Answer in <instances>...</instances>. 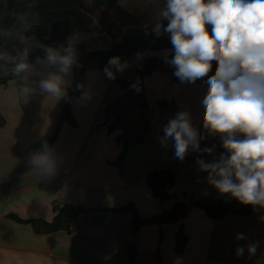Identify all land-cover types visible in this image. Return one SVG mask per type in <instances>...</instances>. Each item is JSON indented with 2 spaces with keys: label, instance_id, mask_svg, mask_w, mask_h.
I'll list each match as a JSON object with an SVG mask.
<instances>
[{
  "label": "crops",
  "instance_id": "1",
  "mask_svg": "<svg viewBox=\"0 0 264 264\" xmlns=\"http://www.w3.org/2000/svg\"><path fill=\"white\" fill-rule=\"evenodd\" d=\"M155 4L156 9L162 6L154 0H0V41L9 52L24 41L41 46L37 35H26L28 28L36 25L49 29L53 22L68 19V38L72 37L74 43H82L88 50L107 49L113 39L99 20L100 11L106 12L119 38L124 33L151 30L155 13H142ZM164 50H148L140 57L119 55L128 61V67L115 79L106 78L104 67L91 63L85 71L86 98L76 97L71 107L76 126L68 121L60 123L52 143L58 167L53 176L44 179L30 171L28 154L55 132L74 88L75 66L67 97L56 101L38 90L22 94L14 80L0 88V114L4 118L0 124V264H175L177 257L181 264H264V213H229L212 219L193 206L174 223L147 224L132 232V213L118 211L132 202L140 215L148 218L171 209L177 202L235 200L227 194L219 195L206 182L207 173L198 170L193 157L177 160L171 145L165 148L158 142L161 127L177 111L187 109L192 119L199 121L204 83H171L173 68L168 64L144 77L150 121L144 140L128 149L122 171L111 164L121 152L116 140L121 132H108L110 121L106 120L105 110L125 94L118 81L136 80L137 66L152 57L163 58ZM196 131L199 136L201 132ZM198 147H206L205 139L198 141ZM215 155V151L212 156L196 154L205 160ZM164 168L174 172L175 180L170 198L160 201L147 188L146 176ZM57 201L61 206L81 208L74 229L37 232L31 222L9 216L13 213L24 220L51 222L57 214ZM180 228L187 243L178 252ZM237 233H243L245 239L237 240ZM249 243L256 245L255 253L245 249L238 256L237 246ZM131 246L137 251L134 260L129 258Z\"/></svg>",
  "mask_w": 264,
  "mask_h": 264
},
{
  "label": "clouds",
  "instance_id": "2",
  "mask_svg": "<svg viewBox=\"0 0 264 264\" xmlns=\"http://www.w3.org/2000/svg\"><path fill=\"white\" fill-rule=\"evenodd\" d=\"M154 2L162 6L155 11L151 30L156 36L162 32L168 36L171 48L164 50L163 59L173 68L172 75L181 83L192 84L212 70L201 85L199 124L209 136L219 134L223 151L209 160L196 156L200 152L212 156L216 145L198 147L206 136L203 131L197 135L187 109L177 111L163 124L159 144L171 145L177 160L193 157L219 195L264 209V0ZM42 51L43 56L34 60L29 59L27 48L16 57L0 51V60L11 62L12 72L24 74L22 78L30 81L20 89L22 94L38 90L48 99L66 98L77 63L73 38L60 46H42ZM127 67L128 61L113 56L102 71L106 78L115 79ZM82 87L76 84L77 89ZM130 87L139 91V81ZM81 96L86 98L85 93ZM58 163L54 146L46 141L27 158L30 171L41 179L53 176ZM235 238L245 239L243 233ZM245 249L254 254L256 245H238L236 254L242 255ZM175 264H181L180 257Z\"/></svg>",
  "mask_w": 264,
  "mask_h": 264
},
{
  "label": "trees",
  "instance_id": "3",
  "mask_svg": "<svg viewBox=\"0 0 264 264\" xmlns=\"http://www.w3.org/2000/svg\"><path fill=\"white\" fill-rule=\"evenodd\" d=\"M99 20L103 24L104 29L112 37V43L109 48L101 50H88L84 44L75 43L77 49V63L75 65V84L74 88L70 94L68 101L63 107L60 115L59 124L55 132L48 138L38 142L33 148L39 147L42 142H47L49 145L55 141L58 135L59 126L62 121H68L71 125L76 126V121L72 115L71 107L73 100L76 97H80L81 93L84 90V78L85 71L93 63L94 67L102 68L106 65L110 57L113 56H135L138 57V53L142 56L148 50L157 51L162 49H169L171 45L168 41V36L166 33H161V35L156 36L152 30L141 33H124L121 36H118L113 32L112 22L107 16L106 12H99ZM166 24L167 21H164ZM70 30V24L68 19H63L55 21L51 24L49 29H44L39 26H31L26 31V35H37L41 39V46H32L27 42H23L21 46L13 51L9 52L2 41H0V51L8 53L11 57H16L17 53L21 52L24 48L29 50V59L34 60L37 56H43L42 46L55 45L60 46L65 44ZM139 56V57H140ZM167 64L164 62L163 58L152 57L142 61L137 66L138 78L136 80H119V84L126 93L127 86L134 81H139V91L132 89L128 93L130 103L129 108L138 106L140 110L139 114V127L142 129V133L136 139H133L134 133L133 129L123 130V132L116 137V140L121 144V152L119 153L117 159L111 164L117 166L121 171L123 170L122 161L128 151V149L135 144L141 143L144 140L145 133L150 129V121L146 117V109L148 108V102L145 97V84L144 77L146 75L152 74L156 71L164 69ZM173 70L170 71L171 83L176 84L180 81L172 75ZM22 75V74H21ZM21 75H16L12 72L11 62H5L0 60V88L6 87L10 80H14L18 91L25 86V81L22 79ZM212 75V70L209 71L206 77L198 80L199 82H205ZM82 84V88L77 89L76 84ZM116 101L107 105L105 110V117L108 121L111 118V115L108 111L109 107L113 105ZM193 124L200 132H204L206 138V146L211 147L216 145L215 154L223 151L220 147L219 134L216 136H209L207 132L200 128L198 120L192 119ZM4 123V118L0 114V124ZM106 123V122H105ZM120 120L117 117L112 118L111 122L108 123V132L112 133L119 129ZM175 174L171 169H154L150 171L146 176V186L151 191L152 195L159 199L160 201H165L170 198V190L174 184ZM196 206L202 209L205 214L212 218L218 219L229 213H255L261 212L264 213V209L259 207L254 208L252 205L239 203L237 200H218V199H209V200H198L194 204L186 202H177L173 205L171 209L163 210L160 214L151 216L148 218H143L140 213L137 211L135 205L130 202L127 205L118 208V211L130 212L132 213V220L130 228L132 232L138 231L142 226L147 224H171L178 221L180 218L184 217L190 209ZM54 209L57 211V214L54 216L51 222H47L43 219H31L24 220L17 216L16 214H9V216L20 222H31L34 226V229L37 232H51L59 229L70 230V225L74 223L78 213L81 211V208L78 206L63 205L58 206L54 204ZM177 251L181 252L184 250V247L187 243V236L184 233L183 229L177 233ZM137 253L135 247L131 246L129 249V258L134 260V256Z\"/></svg>",
  "mask_w": 264,
  "mask_h": 264
},
{
  "label": "rangeland",
  "instance_id": "4",
  "mask_svg": "<svg viewBox=\"0 0 264 264\" xmlns=\"http://www.w3.org/2000/svg\"><path fill=\"white\" fill-rule=\"evenodd\" d=\"M154 7V6H153ZM157 4H155V7L153 9L146 10L144 13H142V16H145V14H149L154 12L156 10ZM118 35V33H115ZM33 46V45H32ZM131 92V89L129 88L128 91H126L123 96L118 99L113 105H111L108 109L111 118L109 121L111 122L112 118L117 117L120 120V125H119V131L122 133L123 130H129L133 129V139H136L139 137L142 133V129L139 127V114L140 110L138 106H134L132 108H129V95L128 93ZM147 117V115H146ZM149 119V117H147Z\"/></svg>",
  "mask_w": 264,
  "mask_h": 264
},
{
  "label": "built area",
  "instance_id": "5",
  "mask_svg": "<svg viewBox=\"0 0 264 264\" xmlns=\"http://www.w3.org/2000/svg\"><path fill=\"white\" fill-rule=\"evenodd\" d=\"M56 204L59 205V206H61V201H57ZM74 227H75V225H74V223H72L70 225V230L74 229Z\"/></svg>",
  "mask_w": 264,
  "mask_h": 264
}]
</instances>
